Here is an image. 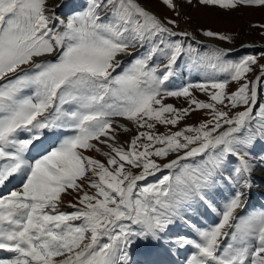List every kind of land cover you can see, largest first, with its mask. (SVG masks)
Wrapping results in <instances>:
<instances>
[{
	"label": "snow or ice",
	"instance_id": "obj_1",
	"mask_svg": "<svg viewBox=\"0 0 264 264\" xmlns=\"http://www.w3.org/2000/svg\"><path fill=\"white\" fill-rule=\"evenodd\" d=\"M162 2L179 17L193 0ZM56 7L0 0V188L17 181L0 194V250L10 254L0 264H133L141 245L149 256L159 245L173 255L190 248L182 264H264V208L246 210L253 173L264 168V153L254 152L264 143V47L238 60L222 47L201 53L177 20L141 0H87L66 19ZM185 68L203 79L180 80ZM205 109L210 118L198 126L168 127ZM121 119L137 129L126 146L117 129H131ZM93 151L106 162L86 155ZM66 197L71 212L62 210ZM205 209L216 221L194 224ZM177 223L193 235L169 237Z\"/></svg>",
	"mask_w": 264,
	"mask_h": 264
},
{
	"label": "rangeland",
	"instance_id": "obj_2",
	"mask_svg": "<svg viewBox=\"0 0 264 264\" xmlns=\"http://www.w3.org/2000/svg\"><path fill=\"white\" fill-rule=\"evenodd\" d=\"M60 0H48V7L52 8L59 3ZM176 2H180V0H176ZM87 3V0H66L63 3L62 8L59 10V15L62 18H67L68 14L76 10H80ZM141 3L145 5L148 9H150L155 15H157L161 20L167 21V19H174L178 22V27L175 29L178 32L187 31L195 37L192 39V36L186 38L190 41L194 48L198 49L201 53L207 52L214 48H225L231 49V54L226 56L225 59L230 60H238L240 57L247 54H255L261 51L259 47H255L260 45H264V29L257 27L258 25H264V7L261 6H243L234 10H223L219 7L212 6H204L198 4L196 0H193L192 4L183 3L182 11L179 17L176 16L175 12L168 8L162 0H141ZM211 30L213 32L223 34L231 37V40H219L216 37H206L203 35L204 31ZM243 45H252V47H242ZM136 52V50H133ZM143 51V49L141 50ZM140 52V51H139ZM133 57L127 56L126 59H123L125 62L130 61ZM182 63V61H181ZM260 63L264 64V58L260 59ZM186 70L183 69L182 72ZM119 71V69H117ZM258 71V70H257ZM183 73L190 74L189 78L192 82L201 81L203 73L200 72L199 76L195 75L196 72L192 71H184ZM198 73V72H197ZM186 74V75H188ZM223 74H221L222 76ZM182 76V75H181ZM186 76H184L185 78ZM194 78V79H193ZM250 79H254V76L249 77ZM180 80L184 81L182 77ZM179 82V81H177ZM186 82V81H184ZM237 88V84L232 82L228 85L227 91L232 92ZM197 99L208 102V97L199 91H195ZM264 100V95L261 97ZM165 103L174 104L177 108L187 107V102L183 98H167ZM242 109H235L234 111H240ZM255 111V110H254ZM210 112V110H198L191 114L189 117L185 118L180 122L176 127L168 126L172 131H177L180 128H183L186 125H197L205 119L210 118L206 113ZM124 122V124L131 129V131H124L123 129H117V138L121 144L127 145L130 142V139L137 134V129L135 125L131 122L121 119L120 123ZM156 131L158 133H165L167 131L164 125H157ZM257 149V150H256ZM104 150H107L106 148ZM255 153L261 154L264 153V143H257L254 149ZM86 155H91L94 158L100 159L106 162L105 157H103L98 152H88ZM171 158V157H170ZM166 162V161H161ZM264 172V168H261ZM134 172H139V169H133ZM259 177V176H258ZM261 178V177H260ZM150 179H154L151 177ZM259 180L255 183V180ZM263 181V179L253 178V187L251 191H256L260 189V185L257 186L258 182ZM17 183L15 179H13V186L9 188V191L14 188ZM264 185V184H263ZM90 193H94L95 189H86ZM8 191V192H9ZM7 192V193H8ZM75 195V194H74ZM71 199L72 203H75V200L72 197H68ZM68 203L62 205V210L71 212L72 208L67 207ZM258 210V209H254ZM251 211V210H249ZM206 216L202 217H193L192 222L194 224H200L202 221H207L208 223H212L216 221L217 217L210 209L203 210ZM79 223V222H76ZM192 229L188 226L177 223L172 226L168 231V236L171 238H175V236H192ZM161 249H166L167 246L159 245L157 246ZM173 249V248H172ZM145 249L143 246H133L132 249V260L134 264H140L137 260L139 256L142 255ZM191 249L187 248L186 250H182L178 252L177 257L180 260H184V256L190 252ZM142 252V253H140ZM136 253H140L136 255ZM176 257V258H177ZM173 261L177 264V260L173 259ZM143 262V261H142Z\"/></svg>",
	"mask_w": 264,
	"mask_h": 264
},
{
	"label": "bare ground",
	"instance_id": "obj_3",
	"mask_svg": "<svg viewBox=\"0 0 264 264\" xmlns=\"http://www.w3.org/2000/svg\"><path fill=\"white\" fill-rule=\"evenodd\" d=\"M121 124H124V122H121ZM125 125V124H124ZM118 139V138H117ZM119 141V140H118ZM100 147L104 148L103 145H100ZM105 149V148H104ZM259 176V177H258ZM261 177V178H260ZM253 178H259V179H264V172L261 168H257L256 171L253 173ZM17 184V183H16ZM15 184V185H16ZM13 186V180L8 183L6 186H4L3 188H0V194H6L9 191V188H11ZM261 188V187H260ZM71 201L70 198L66 197L65 198V203H69ZM176 237V236H175ZM158 253L152 256H149L147 254V250L145 249L142 253L141 256L138 257V261L140 262V264H142V261L146 260V259H155L161 262V264H176L173 259H175L178 255V252L176 251L175 248L172 249V253H175V256L173 254H170L166 249H161L158 248ZM140 254V253H139ZM10 254L3 252L2 250H0V257L3 256H9ZM138 255V254H137ZM134 264V262H133Z\"/></svg>",
	"mask_w": 264,
	"mask_h": 264
}]
</instances>
